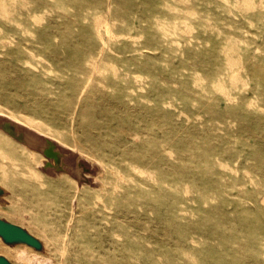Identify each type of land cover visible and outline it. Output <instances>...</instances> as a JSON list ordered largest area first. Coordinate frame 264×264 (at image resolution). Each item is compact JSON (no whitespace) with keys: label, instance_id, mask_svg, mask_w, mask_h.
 Masks as SVG:
<instances>
[{"label":"rangeland","instance_id":"rangeland-1","mask_svg":"<svg viewBox=\"0 0 264 264\" xmlns=\"http://www.w3.org/2000/svg\"><path fill=\"white\" fill-rule=\"evenodd\" d=\"M0 111L90 180L0 159L10 264H264V0H0Z\"/></svg>","mask_w":264,"mask_h":264},{"label":"bare ground","instance_id":"bare-ground-1","mask_svg":"<svg viewBox=\"0 0 264 264\" xmlns=\"http://www.w3.org/2000/svg\"><path fill=\"white\" fill-rule=\"evenodd\" d=\"M67 147V144L34 128L30 122L0 111V159L2 161L13 162L21 158L25 166H34L36 162H39L41 172L35 173L38 177L53 178L62 175L79 182L89 183L87 166L81 158L83 155L76 147H68L72 152L67 150ZM15 148H19L20 151L12 152ZM1 166L6 164L1 162L0 169ZM65 250L63 248L55 250L60 254L58 264H64L65 261L62 258ZM6 251L7 249L0 242V253ZM14 256L19 264H54L50 255L44 257L35 252L30 255L20 252Z\"/></svg>","mask_w":264,"mask_h":264},{"label":"water","instance_id":"water-1","mask_svg":"<svg viewBox=\"0 0 264 264\" xmlns=\"http://www.w3.org/2000/svg\"><path fill=\"white\" fill-rule=\"evenodd\" d=\"M3 191L0 189V194ZM0 237L6 243L22 242L27 245L38 247L37 240L21 227L0 219ZM0 264H10L7 259L0 255Z\"/></svg>","mask_w":264,"mask_h":264}]
</instances>
